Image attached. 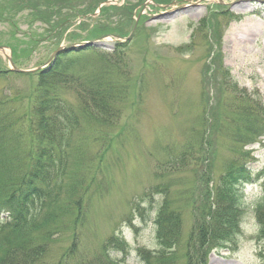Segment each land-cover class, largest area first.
<instances>
[{
	"label": "rangeland",
	"instance_id": "obj_1",
	"mask_svg": "<svg viewBox=\"0 0 264 264\" xmlns=\"http://www.w3.org/2000/svg\"><path fill=\"white\" fill-rule=\"evenodd\" d=\"M34 1L2 4L0 71L9 67L6 54L18 68L32 69L58 46L91 39L97 57L102 53L127 73L126 92L115 104L114 116L93 110L86 114L71 90L62 92L77 123L60 129L65 154L58 159L67 170L58 179L63 192L59 203L67 205L47 224L52 237L43 264H143L137 251L158 249L154 218L164 199L179 216L175 243L166 252L172 264H264L255 213L264 176L243 188L239 227L232 238L223 246L209 239L199 247L198 263L201 236L194 230L196 218L208 213L206 225L215 224L214 188L235 158L233 149L241 150L222 137L228 108L237 105L244 91L247 103L264 109V2L51 0L52 15L44 7L34 13L21 10ZM29 87L26 77L0 73V99ZM27 124L10 127L7 138L13 142L0 145V163L14 170L27 163ZM200 134L208 144L188 149ZM243 149L249 151L252 173L262 170L264 135ZM16 173L11 176L21 181ZM209 173L214 183L207 187ZM164 187L167 196L155 191ZM110 237L124 240L122 252L103 248Z\"/></svg>",
	"mask_w": 264,
	"mask_h": 264
},
{
	"label": "trees",
	"instance_id": "obj_2",
	"mask_svg": "<svg viewBox=\"0 0 264 264\" xmlns=\"http://www.w3.org/2000/svg\"><path fill=\"white\" fill-rule=\"evenodd\" d=\"M43 1L35 0V5L24 4L21 10H30L34 13L38 7H44L51 9L52 15L53 2ZM154 1L167 3L171 0ZM4 2L5 0H0V11L6 6H2ZM95 54L97 55L91 48L80 52L61 53L51 69L46 72L35 74L2 72L8 76L28 78L30 87L16 92L12 97L0 99V145L13 142L7 138L10 127L13 129L19 123L28 122L23 135L27 136L30 147L25 150L27 163L20 165L21 167L16 170L15 166L0 163V217L3 216L0 219V264L46 263L47 244L52 237V230L47 224L52 218L58 217L57 213L62 212L63 206L67 205L59 203V196L63 192L62 182L58 179L62 178L61 175L67 170V166L61 165L58 159L63 158L65 154V150L62 149L65 147L62 139L65 133L60 129L62 125L75 126L77 116L67 109L62 92L71 90L86 114H90L91 110L97 115L107 117L117 114L115 104L121 100V94L126 92L123 83L127 79V73L107 56H102V53L98 57ZM79 57L82 58L76 60ZM92 58L94 62L87 67ZM248 100L249 94L243 91L237 105L228 108L230 111L226 123L227 130L222 137L230 138L234 145L241 146V150L237 152L233 149L235 158L228 162L226 172L218 177L214 188L218 203L215 224L212 227L206 225L211 219L209 213L195 220V234L201 236L196 249V263L201 259L199 247L208 245L209 239L214 238L217 241L215 246H223L224 242L232 238L230 236L239 227L243 188L264 176V168L252 173L247 165L249 151L243 149L245 145L264 135V109L252 102L247 103ZM258 101L259 99L254 103ZM226 106L229 107L228 104ZM260 109L261 113L256 111ZM88 118L100 123L98 119ZM61 120L63 122H60ZM206 144L207 139L202 138L200 134L198 138L191 139L188 149L193 145L198 149L200 145ZM207 156L205 152V157ZM200 159L204 161V155H201ZM13 172H18L16 175L23 179L15 181L11 176ZM209 174L207 187L211 182L214 183L213 174ZM155 191L167 196L166 187ZM160 206L154 218L158 249L150 252L138 250L137 255L143 264H172V258L167 255L171 253L166 252H170L167 250L175 243L179 216L176 211L169 208L166 199ZM255 213L258 239L264 242V194L257 203ZM124 245H126L124 240H113L110 237L103 248L112 247L122 252ZM202 262L205 263V260Z\"/></svg>",
	"mask_w": 264,
	"mask_h": 264
},
{
	"label": "water",
	"instance_id": "obj_3",
	"mask_svg": "<svg viewBox=\"0 0 264 264\" xmlns=\"http://www.w3.org/2000/svg\"><path fill=\"white\" fill-rule=\"evenodd\" d=\"M127 39H128V37L125 38V40H127ZM94 44H95V40H86V41H80V42L71 43V44H68V45H60L51 54V56L49 57V59L42 66H39L38 68L32 69V70H22V69H19V68H17L14 65V63L12 62L10 56H7V59L9 61L10 66H11V70L16 71V72H33V71H36L38 69H43L45 67H48L49 68V64L51 62H53L54 59H55V57L58 55V53H60L63 50L68 51V50H73V49H84V48L89 47V46L94 45ZM2 49H3V47H0V50H2Z\"/></svg>",
	"mask_w": 264,
	"mask_h": 264
}]
</instances>
